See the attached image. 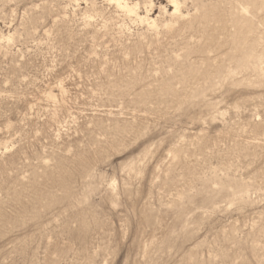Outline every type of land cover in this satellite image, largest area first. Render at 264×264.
Listing matches in <instances>:
<instances>
[{"label":"rangeland","instance_id":"obj_1","mask_svg":"<svg viewBox=\"0 0 264 264\" xmlns=\"http://www.w3.org/2000/svg\"><path fill=\"white\" fill-rule=\"evenodd\" d=\"M174 2L0 0V264H264V0Z\"/></svg>","mask_w":264,"mask_h":264},{"label":"bare ground","instance_id":"obj_2","mask_svg":"<svg viewBox=\"0 0 264 264\" xmlns=\"http://www.w3.org/2000/svg\"><path fill=\"white\" fill-rule=\"evenodd\" d=\"M176 2V1H175ZM174 2V0H171V3L173 4V5H175L176 3ZM171 5V4H170ZM117 6H119V7H122V8H124V9H126V10H128V7H127V4H123V3H121V2H118L117 3ZM131 7V6H130ZM172 7V6H171ZM117 8V7H116ZM173 8V7H172ZM131 11V10H130ZM130 11H129V13H130ZM134 11V10H133ZM132 11V12H133ZM175 12H177L178 10H177V7L175 6V10H174ZM175 13H173V15H174Z\"/></svg>","mask_w":264,"mask_h":264}]
</instances>
